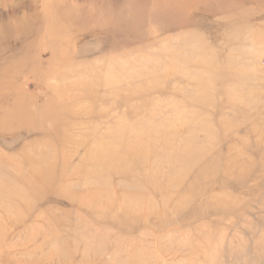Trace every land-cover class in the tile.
Listing matches in <instances>:
<instances>
[{
  "label": "rangeland",
  "instance_id": "obj_1",
  "mask_svg": "<svg viewBox=\"0 0 264 264\" xmlns=\"http://www.w3.org/2000/svg\"><path fill=\"white\" fill-rule=\"evenodd\" d=\"M0 264H264V0H0Z\"/></svg>",
  "mask_w": 264,
  "mask_h": 264
}]
</instances>
